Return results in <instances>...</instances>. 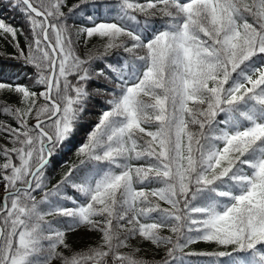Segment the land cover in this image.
<instances>
[{"label":"snow or ice","instance_id":"6c2138e0","mask_svg":"<svg viewBox=\"0 0 264 264\" xmlns=\"http://www.w3.org/2000/svg\"><path fill=\"white\" fill-rule=\"evenodd\" d=\"M5 7L29 31L22 46L0 18L4 55L35 71L21 85L0 66L17 97L0 99V264H264V0ZM94 107L79 164L49 188ZM78 231L96 239L74 248ZM201 242L215 247L186 251Z\"/></svg>","mask_w":264,"mask_h":264},{"label":"trees","instance_id":"16d2710c","mask_svg":"<svg viewBox=\"0 0 264 264\" xmlns=\"http://www.w3.org/2000/svg\"><path fill=\"white\" fill-rule=\"evenodd\" d=\"M76 0H69V4L75 3ZM111 3L115 4L116 0H110ZM137 2H146V0H137ZM66 11V9H65ZM115 14V13H113ZM138 19H144L139 13H136ZM0 18L4 19L7 23L12 25L17 30V39L20 44L23 46L25 42L24 35H20L21 32L27 33L29 29L27 22L22 13L19 11H14L12 8H0ZM157 23H159V18H154ZM10 39V38H9ZM96 41L93 40V43ZM81 52L84 50L83 40L80 44ZM102 51V49H101ZM6 53H14V49L12 45L8 42V40L0 37V66H3L4 71L12 76L19 75V79L16 80V83L21 85H30V77L34 74V68L31 66H24L23 61H16L14 59L6 58L4 54ZM126 54L120 52L118 54H113L106 59H110L115 61L118 56L123 58ZM102 66V65H97ZM0 99L8 100L9 102H15L17 97L11 93H2L0 94ZM101 109L99 107H94L91 109L89 115H86L81 121L80 126L76 130L75 134L69 140L65 141L64 144L58 150V153L53 157V162L48 166L47 177L49 180L48 187L50 188L52 185L56 184L57 181L61 179L63 174L68 171L70 167L74 164H79L80 157L77 155L79 147L86 142L87 135L91 131L92 126L98 121L99 113ZM0 119H7V117H0ZM71 191V190H69ZM39 198V196H38ZM71 206V205H69ZM47 219H53L52 217H48ZM63 219V218H61ZM164 235H168L167 231H164ZM96 239L95 234L86 233L84 231H78L75 233L68 234V242L72 244L74 248H82L87 243L92 242ZM135 243V242H133ZM145 248L149 249L147 253H141V255L146 256L151 259V245H144ZM215 246L209 245L205 243H197L190 246L186 251H211ZM159 259V256L155 257ZM192 264H201L204 259L202 257H190ZM55 264V262H54Z\"/></svg>","mask_w":264,"mask_h":264},{"label":"rangeland","instance_id":"374dc122","mask_svg":"<svg viewBox=\"0 0 264 264\" xmlns=\"http://www.w3.org/2000/svg\"><path fill=\"white\" fill-rule=\"evenodd\" d=\"M27 25H28V24H27ZM28 27H29V25H28ZM27 30L29 31V29H27ZM24 44H25V42H24ZM24 44H23V45H24ZM33 73H34V72H33ZM201 264H203V262H202Z\"/></svg>","mask_w":264,"mask_h":264}]
</instances>
